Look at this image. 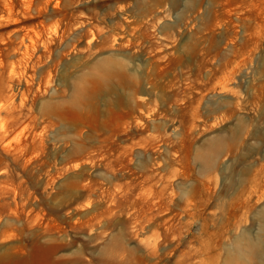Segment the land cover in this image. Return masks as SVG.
Here are the masks:
<instances>
[{
  "label": "rangeland",
  "instance_id": "rangeland-1",
  "mask_svg": "<svg viewBox=\"0 0 264 264\" xmlns=\"http://www.w3.org/2000/svg\"><path fill=\"white\" fill-rule=\"evenodd\" d=\"M0 264H264V0H0Z\"/></svg>",
  "mask_w": 264,
  "mask_h": 264
}]
</instances>
